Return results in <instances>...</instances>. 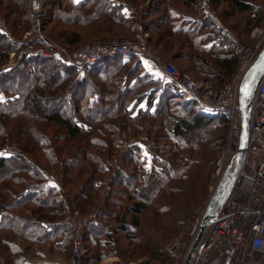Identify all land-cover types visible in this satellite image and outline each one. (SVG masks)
I'll return each mask as SVG.
<instances>
[{
  "label": "trees",
  "instance_id": "16d2710c",
  "mask_svg": "<svg viewBox=\"0 0 264 264\" xmlns=\"http://www.w3.org/2000/svg\"><path fill=\"white\" fill-rule=\"evenodd\" d=\"M66 1L50 0L52 12L49 17L70 26H86L89 37L98 42L106 35L114 43L132 41L130 36L134 30L130 20L111 0H82L71 16L63 14ZM130 1L148 4L141 17L142 27L149 33V48L164 60H191L195 66L193 70L218 88L233 75L237 55L231 42L214 22L204 16L202 0ZM210 1L217 13L222 12L219 10L221 3L227 5L229 13L224 12L223 18L227 15L229 20L233 15L245 14L251 28L264 23V0ZM26 6L27 0H0V14L14 35L28 29ZM95 22L98 23L93 24ZM68 33L69 39L62 43L68 48L86 40L80 32L70 30ZM4 36L0 33V64L6 61L11 51L26 45H11ZM39 40L30 44L35 46ZM49 59L44 61L42 55L26 56L14 68L0 72V93L9 96L0 100V146L11 136L22 141L18 144L19 153L0 156V242L9 253L8 264H64L62 261L68 260L72 243L69 230L62 223L64 204L57 190L45 183L38 158L34 157V162L25 158L27 150L33 155L37 150L47 153L43 155L49 165H54L55 156L63 160V183L70 189L83 186L87 191V194L80 192L75 196L81 213L98 204V192L102 186L96 188L94 181L97 174H103L101 158L115 151L120 140L119 132L138 131L143 117H150V139L153 140L150 149L158 155L152 160L161 167L156 169L151 161L155 168L149 167L151 171L145 172L147 162L143 164L145 160L138 153L127 155L125 163H134V167L129 172L118 169L112 184L122 189H113L112 192L116 202L125 201L128 206L121 204L117 209L105 204L99 206L97 222L85 231L84 241L91 246L88 252L94 254L93 264L111 254L113 247L119 244L114 235L127 231L133 234V228L140 225L139 218L147 201L151 204L163 190H181L172 182L173 167H192L197 160L195 152L199 143L207 145L209 152L213 153V159L208 161L213 163L218 159L225 150L226 121L222 116L202 115L194 103L181 104L176 86L145 71L135 57H113L86 67V74L81 78L76 76L74 67L62 63L57 57ZM30 60H36L38 64L29 76L30 69H24L23 63ZM131 61L134 64L130 65ZM14 73L17 83L12 84L11 75ZM71 98L75 99L74 105L69 103ZM142 100L145 109L139 108L133 115L134 108ZM67 108L69 113L71 108L73 116L64 115L65 111L68 113ZM183 149H188L189 153L182 152ZM180 153L186 157L180 159ZM73 156H77L74 161ZM76 173L79 175L75 177ZM195 218L191 219V224ZM8 233L22 240L24 245L21 247L6 237ZM46 248L50 254L59 252L57 256L61 260H44L48 255ZM30 250L33 254L25 257L23 254ZM83 259L86 264L87 256Z\"/></svg>",
  "mask_w": 264,
  "mask_h": 264
},
{
  "label": "built area",
  "instance_id": "2783aa9c",
  "mask_svg": "<svg viewBox=\"0 0 264 264\" xmlns=\"http://www.w3.org/2000/svg\"><path fill=\"white\" fill-rule=\"evenodd\" d=\"M119 7L122 14L132 23L136 31V41L113 44L87 43L68 53L57 47L53 51L56 57L75 69L86 68L113 57H135L146 60L158 70V73L176 86V94L181 104L194 103L199 113L205 116H222L226 121L227 148L223 156L216 161L212 180L209 184V198L215 193L226 172H231L236 164L241 131L242 111L239 106V88L242 79L257 56L264 49V28L257 36L253 46L242 44L217 16V11L210 0H202L204 15L210 19L220 33L227 38L237 55V67L233 75L218 91L205 79L193 80L181 73L175 66L149 51L145 46L148 34L141 24L145 5L130 6L123 0H111ZM43 0H29L28 11L30 30L23 40H15L0 20V32L7 33L14 44H26L18 52L9 54L11 62L26 56L45 55L30 44L41 39L40 14ZM5 30V31H4ZM263 30V31H261ZM248 143L245 157L231 191L226 198L219 215L206 225L201 241L191 255L190 264H264V74L260 78L248 112ZM208 198V199H209ZM97 220L94 212L86 217H79L71 212L63 221L71 228L72 260L70 264H82L86 250L82 247L85 229ZM200 218L186 231H181L167 246V252L173 260L165 264H184L199 228ZM185 233V234H184ZM146 264V263H139Z\"/></svg>",
  "mask_w": 264,
  "mask_h": 264
},
{
  "label": "rangeland",
  "instance_id": "374dc122",
  "mask_svg": "<svg viewBox=\"0 0 264 264\" xmlns=\"http://www.w3.org/2000/svg\"><path fill=\"white\" fill-rule=\"evenodd\" d=\"M49 1L50 0H43V7H42L41 14H40V19H39L40 23H41L40 24L41 39L39 41H37L35 46H33L34 49H40L46 53L52 54L53 51H55V49L57 47H61V48H64L65 51H68V53H71V52L77 50L78 48H80L81 46H83L87 43H90V42H95V43H99V44L103 43L102 45L114 43L112 41L107 42V38H108L107 35L101 37V39H100L101 42H98V40H95L94 37H89V34L86 32V30H87L86 26H84V27L70 26L69 24L62 23L61 21L58 22L57 20L52 19L51 17H49V15L52 12V5ZM123 1L130 6H134L135 4L141 5V6L145 5L146 9H147V5H148L147 3H144L141 0H140L141 2H137V3L136 2L132 3L130 0H123ZM28 2H29V0H27V6H26L28 29L26 31H24L23 33H20L19 35L12 34L11 30L9 29V26L6 23L5 18L2 16V14H0V20L2 21L4 27L9 31L12 38H14L15 40H23L26 32H28L30 30L31 24L29 21ZM111 3H112V1H111ZM66 4H68V0L66 1L65 5ZM158 7L160 8L161 6H158ZM202 10L204 13L203 6H202ZM219 10L222 12L217 13V16L221 20L222 25L225 28L229 29L238 38V40L242 44L251 47L256 42H258L259 37L257 36V34L260 31V29L264 28L263 22L259 26L251 28L250 22L248 23V20H247L248 17L245 14H242V15H239V14L233 15L232 14L233 16H231L230 19L228 20L227 15H225L224 18L222 15V14H224V12L229 13V8L227 7V5H225L224 3H221ZM67 11H69V10L65 11V6H64L63 7V14H65L66 16H71L77 11V8L75 9L74 13H72V14H67L68 13ZM220 14H221V16H220ZM154 17L152 16V18H154ZM98 22H95L93 24H96ZM139 24H141V26H142V22ZM157 26H155V27H157ZM131 27H132V23H131ZM70 30H73L75 32H80L81 35L83 37H85L86 40L81 42L80 44L72 47V48H68L66 45H64L62 43H65L69 39V33L68 32ZM65 31H67L66 34L63 33ZM261 31H263V30H261ZM0 33L5 35L4 37H6V40L9 44L17 46V47L20 45V44L12 43V41L9 40L7 33H3L2 31ZM146 33L148 34V37H149V33L148 32H146ZM135 37H136V31L134 30V32L130 36V40H132V41H127V42L136 41L137 37L136 38ZM145 46L149 49L150 52H152L153 54H155L157 56H160L155 51L153 52L149 48L148 42L146 43ZM183 50L184 49L181 48L182 53H184ZM13 51L18 52L19 50H17V51L13 50ZM54 53L51 57H56L54 55ZM9 54L6 57V61L3 62V64H0V72L4 71V70L12 69L21 62V59H20V60H17V61L12 63L11 58L9 57ZM57 58L59 59V61H61L63 63L61 58H59V57H57ZM42 59H44V61L50 60L49 57H46L44 54L42 55ZM137 59H139L141 61L142 66L146 70H148L150 74H154L155 67L153 65L149 64L144 59H142V60L140 58H137ZM162 59L164 60V58H162ZM167 59H168V60H166L167 62L172 63L177 70H179L181 73L187 75L191 79H193V80L205 79V78L199 76L197 74V71L193 70L195 68V66L191 60L188 61L186 59H178V58H174V59L167 58ZM23 64H24V69L25 68H26V70L30 69V72H27V74L30 76L32 73H34L33 68L36 69L35 66L38 64V62L36 60H30L29 62L25 61ZM131 64H134V61H131L130 65ZM76 71H77L76 76L81 78L84 74H86L87 69L86 68L76 69ZM154 75L157 76L156 74H154ZM16 78H17V76L15 73L13 75H11V80H12L11 83L12 84L17 83ZM92 78L95 82L98 81L96 76L93 75ZM160 78H162V77H160ZM162 80L165 82H169L165 78H162ZM209 82L218 91H220L222 89L223 85L226 83V82H224L223 85L221 86V88H218L217 87L218 85L212 83L211 81H209ZM70 96H72V95H70ZM7 98H9L8 95H6L5 93H0V100L4 101ZM71 99H70L69 103L71 105L72 104L74 105L75 99H72V100ZM130 102H131V99L129 101V104H130ZM116 103H118V101ZM114 106H116V105L114 104ZM139 108H141L142 110L145 109V105H144L143 100L138 102V104L134 108L133 115L135 114V112ZM115 109H116V107H115ZM67 110H68V108H67ZM71 112H72V110L70 108V113L68 110V113L65 111L64 115L68 116V114H69V116H73V114ZM160 120L161 119H159V121ZM140 123H141V125L139 126L138 131H134V132L129 133V134H122L121 132H119L118 136H119L120 140H118V144H117L116 148L114 149L115 151L112 153V155L110 154L111 156L109 154H107L106 157L103 156V158H101V169L103 171V174H101V173L97 174V178L94 181V185L96 186V188H97V186H102V189L100 188V191L98 192V199L99 200H98L97 206L88 212L81 213L80 212L81 207L79 208L76 205V201H75V196L78 195L80 192H84V194L85 193L87 194V191H85L83 189V186H79L78 188L72 187V189H70L71 187H67L63 183L62 177L64 174L63 170L65 169V165H64V162L61 158H59L58 156H55L54 165H49L48 160L46 159L47 153L41 152V150H37L35 155L30 154L29 150H27L24 153L25 158H27L31 162H34V160H35L34 157L38 158V160H39L38 163L42 167L41 170H42V173H43L44 178H45V183L48 186H50L49 185V184H51L50 182H53V178H55V177L57 179L61 178V181L59 183V189L56 188L58 197L61 200H62L61 193L64 190L71 194V196L73 198V207L67 208L65 206V204L63 203L64 204V206H63L64 207V215H63L62 221H64L66 219L67 215L70 212L72 214H77L79 217H81V216L86 217V216H88L94 212H96L98 214L100 212L99 206H103L104 204H105L104 206L110 207L111 209H117L116 207L118 205H121V204L123 205V207L128 206L125 203V201H123L122 203L116 202V199H115V196H114L112 190L113 189L119 190L122 188L121 187L119 188V185L112 184V181H113L112 179L117 174L118 169L124 168L123 169L124 171L129 172V170L134 167V163H131V162L125 163L127 161V155L128 154H130V153L131 154H137L138 153L139 156L145 160L143 162V164L145 162L149 161V163H147V164L145 163V165L147 167L145 172H150L151 171L150 169L155 168V167H152L154 164L152 159L154 157L156 158L158 156L157 154H155L154 151H152L150 149V145L153 142V140L150 139V133H151L150 127H149L150 117L149 118L143 117L141 119ZM83 127L85 129L87 128L84 125H83ZM226 133H227V128H226L225 134H224L225 150L223 151L222 154L219 155L218 159L221 156H223V154L225 153L226 148H227ZM47 136H49V135L47 134ZM20 143H22L21 138H17L15 136H11V137L6 138L4 140V143L0 146V156L8 157L10 155L19 153L20 148H19L18 144H20ZM197 147H198V150H197V152H195L197 160H196V163L194 162L192 167H190V168H188V166L180 167V168L173 167V171L171 173L172 182L176 183V186H178L179 188L181 187V190L175 189L172 191L168 190L167 192H164V190H163V192H161V194H157L152 199L151 204H150V202L147 201V205L145 206V208H144V210L141 213L140 218H139L140 219L139 220L140 225L137 228H133V230H134L133 234H131V232L127 231V232H123V233H119V234L114 235L113 238L114 239L118 238L119 244L117 243L116 246L113 247V249L111 248L112 249L110 251L111 254L104 256L101 260H99L98 262H94L93 264H139L140 262L141 263L144 262L146 264H165V262L172 260L171 256H169V253L167 252L168 244L171 242L172 239L177 237L181 231L185 232L186 229H188L192 226V224H191L192 220L191 219L194 220L195 217H196L195 219L200 218V216L203 212V209L205 208L206 202L209 198L208 188H209V184L212 180V175H213L214 170H215L217 159L213 163H212V161H208L209 159H211V160L213 159L212 158L213 153L209 152L207 145H205L204 143H199L197 145ZM187 150L188 149H183L181 151L187 152ZM43 153L46 155L44 156ZM187 153H189V152H187ZM77 155H78V153H77ZM180 156H181L180 159L186 157V155H183L182 153H180ZM64 157H66V156H64ZM76 157L77 156H73L71 159L74 161V160H76ZM151 161L153 162L152 165L150 164ZM123 164H125L124 165L125 167L123 166ZM154 166L157 167L156 169H159V170L161 169V167L158 164L157 165L154 164ZM149 167H152V168L149 169ZM185 168H187V169L185 170ZM76 174L77 175H75V177L79 175V173H76ZM230 174H231V172H228L227 178H229ZM184 176H185V178L182 180V177H184ZM80 180H82V178H80ZM51 187H53V186H51ZM53 188H55V187H53ZM117 198H118V200H121L120 197H117ZM80 204L82 205V202H80ZM82 207H83V205H82ZM62 223H64V222H62ZM65 225L68 228L67 230H69V231H67L68 234L72 238V234H71L72 232H71L70 226L68 224H65ZM109 230H110V228H109ZM109 230L108 231L106 230V232L111 233ZM85 231H86V229H85ZM85 231H84V233H85ZM9 234L10 233H8L6 235V237L12 238L13 241L17 245H19V246L21 245V247H22V245H24V242L22 240L17 239L16 237H12ZM82 247L86 250V256L88 258V261L86 262V264H92L91 259H94L92 257L94 254L91 253L90 250L88 252V247L91 249V246H87V244L84 241V243L82 244ZM46 249L48 251V255L46 256V259H44V260H47V261L51 260V262H55L56 260L57 261L61 260V259H59L60 257L57 256V254H59V252L58 253L56 252L55 254H50L49 249L48 248H46ZM31 250L33 251L34 249L31 248ZM31 250H30V252H27V253L25 252V254H23V255H25V257H27V255H28V257H30L31 254H33ZM67 257H68V260L66 259V260L62 261V262L65 261L64 264H70L71 263V260H72V243H71L70 249L68 251ZM33 259L37 260L38 258H33ZM62 259H64V258L62 257ZM8 261H9V253L5 249V247L3 245H1V242H0V264H8ZM41 261H42V259H41ZM29 262H33V261H29ZM82 264H85L84 259L82 260Z\"/></svg>",
  "mask_w": 264,
  "mask_h": 264
},
{
  "label": "water",
  "instance_id": "95a60500",
  "mask_svg": "<svg viewBox=\"0 0 264 264\" xmlns=\"http://www.w3.org/2000/svg\"><path fill=\"white\" fill-rule=\"evenodd\" d=\"M264 74V49L257 56L251 67L248 69L244 75L239 88V106L242 111L241 120V131L238 145V153L236 157V164L231 174L228 177V172L223 176L219 186L217 187L215 193L207 200L205 208L200 216V223L197 233L193 239L192 246L187 254L184 264H190L191 255L195 252L198 244L201 241L204 229L208 222L219 215V212L228 197L231 188L235 182V179L242 168L245 153L248 143V112L250 101L254 94L255 88Z\"/></svg>",
  "mask_w": 264,
  "mask_h": 264
},
{
  "label": "crops",
  "instance_id": "0c3cea01",
  "mask_svg": "<svg viewBox=\"0 0 264 264\" xmlns=\"http://www.w3.org/2000/svg\"><path fill=\"white\" fill-rule=\"evenodd\" d=\"M80 1H82V0H68V4H66V5H64L65 6V11L66 10H69V11H67L68 13L67 14H72V13H74V11H75V9L77 8V6H78V4H79V2ZM204 14V13H203ZM124 16H126V15H124ZM205 16V15H204ZM106 41V40H105ZM108 41H111L109 38H107V42ZM161 57V56H160ZM125 59V58H124ZM144 68V67H143ZM144 70L145 71H148V70H146L145 68H144ZM149 72V71H148ZM154 74H156L158 77H162L161 76V74L160 73H158V70H155L154 71ZM163 78V77H162ZM198 111V110H197ZM147 163H149V161L147 162ZM60 181H61V178H53V182H50L51 184H49L50 186H53V187H55V189L57 188V189H59V183H60ZM60 192V191H59ZM61 193V192H60ZM61 195H62V201H63V203L65 204V206L67 207V208H71V207H73V198H72V196H71V194L70 193H68L67 191H63L62 193H61ZM63 222V221H62ZM97 222V220L93 223V224H95ZM92 224V225H93ZM169 256H171V255H169ZM171 258H172V260H173V257L171 256ZM171 261V260H170ZM170 261H168V262H170ZM163 263V262H162ZM165 263H167V262H165Z\"/></svg>",
  "mask_w": 264,
  "mask_h": 264
}]
</instances>
